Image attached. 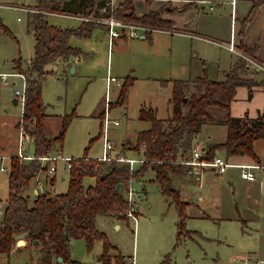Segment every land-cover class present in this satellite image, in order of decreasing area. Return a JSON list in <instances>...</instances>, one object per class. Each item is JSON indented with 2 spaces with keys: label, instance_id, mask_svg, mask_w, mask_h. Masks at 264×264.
I'll return each instance as SVG.
<instances>
[{
  "label": "rangeland",
  "instance_id": "374dc122",
  "mask_svg": "<svg viewBox=\"0 0 264 264\" xmlns=\"http://www.w3.org/2000/svg\"><path fill=\"white\" fill-rule=\"evenodd\" d=\"M230 1L213 0L220 4L209 11V16L206 17L208 21L213 20L210 24L221 25L220 28L226 30L228 37L230 13L232 10L235 12V6L231 5ZM36 2L37 0H0V23L7 29L4 32L3 27H0V72H15L11 68V60L17 61L19 57L21 69L27 67L34 43L29 30L28 13L31 14L35 10V5H27ZM15 3L23 4L22 7L27 10L9 5ZM235 3L236 15L242 17L247 13L251 0H236ZM186 8L188 6H182L181 9ZM47 21L62 28H73L80 23L77 19L52 14L47 16ZM237 27L239 28V24ZM166 28L174 29L172 26ZM251 31L255 36H264V13L255 19ZM94 33L89 37L69 38V43L81 51L80 58L73 62L77 63L74 72L70 71L71 67L68 69L56 63H48L45 69L52 74H46L41 80L44 112L55 115L53 120L56 125L52 124L53 120L50 121V125L45 121L49 133L58 130L59 116L70 115L64 133L63 148L59 153L63 157L101 156V117H92L91 114L93 110L99 111L103 108L107 75L115 76L121 85L125 78L133 82L127 91L126 115L115 117L118 113L117 108L111 109L109 113L111 118L119 120L118 126L110 125L108 129V137L114 147L112 153L115 154L120 153L115 151L121 147L124 136L129 137L135 130L143 128V121L137 117L140 103L151 104L157 107L159 114H165L172 82L177 78L175 75L186 77L187 73L185 75L181 73L183 66L188 68L192 65L189 76L193 75L196 69L205 66L209 78L221 80L224 67L221 62L224 55L227 57L230 55L226 50L219 53V48L214 44L208 45L204 40H196L195 51L199 57L206 59L203 66L201 60L195 56V51L191 49L189 38L184 34L152 33L157 39L154 44L146 39L134 38L117 40L108 45L106 37L103 35L97 37ZM235 34L237 35V32ZM262 45L264 49V40ZM164 80L167 81L163 82ZM6 84L7 86H0V153H4L8 164L10 157L16 156L18 144V122L15 129L13 123L17 119L19 121L21 116V104L19 102L13 104L11 99L16 98L13 91L22 88L23 79L19 75H13L8 77ZM119 88L117 85L111 94L113 101L110 104L111 108L115 105ZM30 139L32 141H28L23 151L33 155V136H30ZM219 155L222 156L221 153ZM137 156L134 158H139L140 155ZM55 166L53 186L49 183L44 184L39 188L40 192L66 191L68 169L61 159L56 160ZM138 166L139 163H136L133 169ZM7 175L8 170L0 172V217L8 192ZM39 176L42 179L45 176L49 178L47 171H41ZM91 179L86 177L84 182L87 183ZM131 180L134 181L133 186L138 192V202L134 206L136 221L127 216L126 220L102 214L95 217V226L105 234L108 242L114 247L108 250V260L112 259L111 262H114V257H118L125 264H131V261L133 264H221L219 261L215 262L216 255L227 256V251L223 245L220 246L217 237L221 238L226 234L225 226L229 225V222L218 224L216 220L191 215L195 208H188L187 205L180 214L174 203L160 192L155 181L144 182V178ZM180 220H183L184 225L178 238ZM27 248L30 253L12 250L8 256L0 254V264H36L38 251L32 247ZM102 252V240H94L91 246H87L83 238H77L69 246L70 258L77 264H102L103 261L102 263L98 261Z\"/></svg>",
  "mask_w": 264,
  "mask_h": 264
},
{
  "label": "trees",
  "instance_id": "16d2710c",
  "mask_svg": "<svg viewBox=\"0 0 264 264\" xmlns=\"http://www.w3.org/2000/svg\"><path fill=\"white\" fill-rule=\"evenodd\" d=\"M104 2L37 0L35 10L28 13L29 24L34 30L32 54L25 69H21L19 60L15 61V69L25 76L22 117L24 128L33 136V158L23 160L16 156L10 157L8 194L0 217V254L8 255L18 240L24 239V247H33L38 251L36 264H52V260L58 257L62 264H77L69 255L70 241L83 238L87 246H91L94 240H102L103 252L100 257L103 262L107 261L108 250L114 247L95 226V217L111 213L117 219L126 220V211L130 208L125 195L127 183L132 178L138 180L149 170L154 173L153 181L160 192L182 214L186 203L181 199L172 177L190 173L191 165L180 163L179 160L183 156L189 159L192 141L204 123L226 125L223 142L207 143L202 148L205 159L221 153L226 160L247 156L251 161H260L253 150V143L264 139V111L255 118L247 115L231 116L228 112L229 102L238 86L247 87L251 93L252 86L258 83L254 79V72L239 59L221 80H212L205 74L193 79L173 80L171 111L165 119L157 118L151 108H140L138 117L148 121L149 127L138 131L134 143L131 146L128 144L145 158L137 168L130 169L128 163L122 161L88 159L83 155L76 158L68 169L65 192L38 193L35 198L28 195L31 180L48 167V163L43 164L39 157L61 144L70 120V115L62 116L58 132L54 135L46 128L45 107L41 97V80L49 73L45 65L57 60L66 61L79 54L81 51L68 43L69 38L89 37L95 28L101 26L92 21L80 20L76 27L62 28L50 24L46 14L54 12L94 16ZM263 4L264 0H251L246 15L239 20L238 47L249 56L254 49L245 45V32ZM164 11L165 8L160 7L137 15L133 0H118L113 15L128 22L171 27L172 21L162 17ZM0 27H3L1 23ZM3 31L7 29L3 27ZM131 84L132 80L125 78L115 104L123 103ZM126 146L123 145V148ZM86 177H93L94 183L84 185ZM183 225V220H180L178 238Z\"/></svg>",
  "mask_w": 264,
  "mask_h": 264
},
{
  "label": "crops",
  "instance_id": "0c3cea01",
  "mask_svg": "<svg viewBox=\"0 0 264 264\" xmlns=\"http://www.w3.org/2000/svg\"><path fill=\"white\" fill-rule=\"evenodd\" d=\"M219 4L220 3L218 2H213V0H133L134 11L137 15H142L148 12L149 10H154L160 7L165 8L162 17L164 19L172 21V28H174V30L176 31L172 33H165V32H152V33L184 34L187 36V38H189L190 47L194 51H195L194 45L196 43V40H204V42H206V44L208 45L209 44L216 45L219 48V53L222 52L221 50H226L227 52H229L230 53L229 57H227V55H224L225 56L224 60L223 62H221L224 65V67L222 68V75L224 77V73L230 70L237 62V60L241 59L239 55H237L235 52L230 51L226 47V44L230 41V36L233 32L234 45L239 51H241L240 48L238 47V38L235 40V35H236L235 33L239 29L237 27V24H239V20L242 19L246 14L242 17L237 16L236 15L237 5L236 3H234L235 5L233 4V6H235V10H234L235 12H233L232 10L230 13V20H229L230 36L228 37L226 35V30L225 29L222 30L220 28L221 25L219 26V25L210 24V22H212L213 20L208 21L206 19V17L209 16L208 12L214 10L215 9L214 7L215 6L217 7ZM22 5L19 6L22 7ZM33 5L35 4H30L27 6H33ZM187 5H189L188 8L181 9L182 6H187ZM262 13H264V4L258 8L252 21L249 23L245 32L244 43L247 47L254 49L251 57L264 64V49L262 45L264 36L263 37H260L259 35L255 36L254 34H252L251 31L252 24L255 22V19ZM50 14L77 19L80 22V19L78 17L67 14L54 13V12L47 13L46 18ZM200 21L201 23H203V25L200 23ZM205 23H208V25H204ZM180 29L183 30L187 29L188 31L185 30L181 31ZM29 30L32 34V38L34 41V37H33L34 30L31 28L30 24H29ZM92 33H94L97 37H99V35H103L104 37H106L108 44L109 39L104 27L100 26L99 28H95L92 31ZM152 33H150L146 37L144 36L138 38L146 39L151 44H154L156 43L157 39L156 36L153 35ZM122 39L125 40V38H114L111 40V44L117 40H122ZM72 47L78 48L77 46H72ZM31 54L32 51L30 53V56ZM80 55L81 52L75 56L70 57L66 61L57 60L51 63L59 64L62 67L68 69L71 67V65H73L72 72H74L77 68V63L73 64V62L75 61V59H79ZM198 55H199L198 52L195 51V56L201 60L200 62L204 66V62L206 61V59L203 57H199ZM17 60L21 62L20 57ZM11 61H12L11 68L14 71H17L15 69L16 60L13 59ZM217 62H218L217 64L219 65L220 60H218ZM191 71H192V65H189L188 68L183 66L181 73H183L184 75L187 73L186 77L175 75L177 78H174V80H185L190 78L193 79L196 77H201L204 74L207 76V72H206L207 68L205 66L203 68H199L193 71V75H191L192 77L189 76ZM49 74H52V72L49 71L48 75ZM253 76L258 83L252 86L251 93H249V90L245 86H238L236 88L235 94L233 98L230 100L228 106V112L231 116L239 117V116L247 115L250 118H255L256 116H258L259 113L264 111V74L254 73ZM207 77L209 78V76ZM7 79L5 80L0 79L1 87L2 85L7 86L6 84ZM168 80L170 82L171 78H169ZM171 90H172V86H171ZM171 90H170V95L166 101L165 114H159L157 107L142 102L139 104L137 117L139 115L140 108H145V109L151 108L154 111V114L157 118L160 119L167 118L170 115V111H171V105H170ZM11 100L13 104H17L16 98H12ZM126 100H127V93L122 104L113 105L112 109L117 108L118 110V113H116L115 117L118 118L120 116L126 115L127 112ZM101 113H102V109L101 110L99 109V111L95 109L92 111L91 116L92 117L97 116L99 118L101 117L100 116ZM53 116L55 117V115H51L45 112V121L47 122L48 125H50L49 124L50 121L54 119ZM60 119L61 117L59 116L58 125L60 124ZM138 119L143 121L142 124L143 128L135 130V132H133L132 135H130L129 137L124 136L121 143V147L116 149L115 152L118 151L126 155L127 157H133V158L137 155H140L139 152L132 150L130 146L131 144L134 143L137 132L148 128L149 122L146 120H142L139 117ZM17 122L18 119L15 120L13 123L14 129L16 128ZM52 124L56 125V122H54L53 120ZM53 131H52L53 135L58 132V130L57 131L53 130ZM97 137H99V133ZM225 137H226L225 124L204 123L200 127L199 131L196 133L192 141L191 149L193 147H199L202 150L205 144L221 143L225 140ZM63 141H64V137L61 144L58 145L55 149H59L61 151V149L63 148ZM128 144H130V146H128ZM123 145H127L126 148H123ZM253 150L256 156L259 158L260 162H264V139L256 140L253 143ZM0 155H4V153L1 152ZM131 155H135V156H131ZM183 157L182 159H185ZM97 158L98 156L96 158L88 157V159H97ZM250 160L251 159H249L247 156L231 157L227 159V161L230 163L249 162ZM42 171L46 172V170H42ZM149 172H150L149 176H147L148 174L147 171L141 177V179L144 178V182L146 181L154 182L153 181L154 173L152 171ZM40 174L41 172H39L31 180L30 187L27 191L28 195L31 198H35V196L38 193L52 194L47 191L40 192L39 188L47 183L53 186L54 178L49 179L48 176H45V178L42 179L39 176ZM90 178L92 179L90 181H87V183L83 181L84 185L87 186L94 183V178L93 177ZM172 181L174 185L179 188L180 197L186 203L188 208L189 207L195 208L194 211L191 212L192 213L191 215L207 217L216 220L218 224H224L223 222H229V225L225 226V228L227 229L225 231L226 234L223 235L221 238L217 237L219 239L218 243L220 244V246L223 245V247L226 249L227 256L224 255L219 256V254H217L215 258L216 263L219 261L221 262V264H264V168L256 170V179L253 181L241 178L239 175V169L234 166H229L226 169V171L222 174L218 173L215 169L211 167H205L201 170L200 175H196L190 172L185 175L173 176ZM67 182H68V178H67ZM144 189L145 187L143 188V190ZM102 215L115 217L111 213H106ZM73 240L75 239H72L71 241ZM71 243L72 242H70V244ZM24 245H25V240L20 239L18 240L16 246L12 250L29 252V249L27 247H24ZM113 260L114 262H111L112 259H109L104 263H102L101 257H98V261H100L102 264H111V263L125 264L123 260L119 259L118 257H114ZM131 264H133V261H131Z\"/></svg>",
  "mask_w": 264,
  "mask_h": 264
},
{
  "label": "built area",
  "instance_id": "2783aa9c",
  "mask_svg": "<svg viewBox=\"0 0 264 264\" xmlns=\"http://www.w3.org/2000/svg\"><path fill=\"white\" fill-rule=\"evenodd\" d=\"M118 0H105L103 5L100 7L98 14L94 16H75L83 21H92L102 25L108 36V43L111 44V40L114 38H125V39H133L138 37H144L146 34H150L152 32H165L172 33L176 32L174 29H167L159 26H151L144 25L139 23H133L124 21L120 18H117L113 15V12L116 8ZM14 3V2H13ZM231 5L235 3V0L230 1ZM13 7H19L21 9H25L16 3L9 4ZM32 11V10H31ZM74 16V15H71ZM233 31V29H232ZM226 47L235 52L239 57L246 63L247 67L251 69L254 73H263L264 74V64L260 61L254 59L253 57L246 55L239 51L233 42V32L230 36V41L226 44ZM19 75L23 79V84L21 89H15L13 91L14 97H16V102L21 104V116L19 118L17 129H18V144L16 149V156L23 160H28L33 158V155H29L24 153L23 148L27 145L28 141H30V134L24 128L23 122V106L25 102V76L23 73L19 71L15 72H0V79L5 80L10 76ZM119 84L118 79L115 76L107 75L105 77V91L103 97V108H102V116H101V156L97 158V160L109 161V160H117L128 163L130 169H133L136 163L141 164L145 161L143 156L139 158L127 157L126 155L120 153L115 155L112 153L114 150L112 141L108 137V129L111 126H116L119 124V120L116 118H111L109 116L110 110L112 109L110 104L113 102L111 100V94L115 90V87ZM19 125V127H18ZM100 134V132H99ZM32 141V140H31ZM60 150L54 149L50 150L47 154L40 156V161L48 163V167L46 168L47 174L49 175V179H53L56 172V160L61 159L65 162V166L69 169L72 165V162L76 158L72 157H63L59 155ZM180 163L191 165V173L200 175L201 170L205 167H211L215 169L218 173H224L229 166H234L239 169V175L241 178L246 180H255L256 179V170L264 168V162H242V163H230L223 156L219 154H215L211 159H205L203 157V152L199 147H193L190 151V157L179 160ZM9 169V163H6V156L0 155V172L7 171ZM132 180L128 182L127 188L125 190V195L130 208L126 211V216L131 218L134 222L136 221V213H135V205L138 202V192L135 190L133 186ZM52 264H62L57 260H54Z\"/></svg>",
  "mask_w": 264,
  "mask_h": 264
},
{
  "label": "water",
  "instance_id": "95a60500",
  "mask_svg": "<svg viewBox=\"0 0 264 264\" xmlns=\"http://www.w3.org/2000/svg\"><path fill=\"white\" fill-rule=\"evenodd\" d=\"M33 32H34V31H33ZM72 70H73V65H72L71 68H70V71H71V72H72ZM116 186L118 187L119 184H117ZM70 242H72V241H70ZM34 243H36V241H34ZM57 261L61 262V258L58 257V258H57Z\"/></svg>",
  "mask_w": 264,
  "mask_h": 264
}]
</instances>
